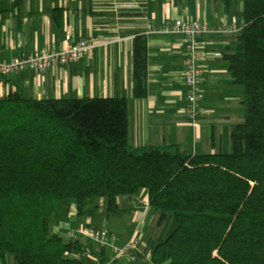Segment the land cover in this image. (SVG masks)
Returning a JSON list of instances; mask_svg holds the SVG:
<instances>
[{
  "label": "trees",
  "instance_id": "1",
  "mask_svg": "<svg viewBox=\"0 0 264 264\" xmlns=\"http://www.w3.org/2000/svg\"><path fill=\"white\" fill-rule=\"evenodd\" d=\"M241 15L238 45L226 57L245 86L246 116L232 129L230 151L132 145L126 96H0V254L16 264H93L79 238L51 232L57 205L73 199L83 213L106 196L115 211L119 195L146 187L160 223L171 215L178 223L155 256L264 264V0H243ZM148 58V37L138 35L135 74L144 92Z\"/></svg>",
  "mask_w": 264,
  "mask_h": 264
},
{
  "label": "crops",
  "instance_id": "2",
  "mask_svg": "<svg viewBox=\"0 0 264 264\" xmlns=\"http://www.w3.org/2000/svg\"><path fill=\"white\" fill-rule=\"evenodd\" d=\"M243 0H0V60L38 53L57 43L64 47L84 37H99L92 58L85 56L46 70L24 69L0 77V96L11 91L38 98L63 96H126L129 99V133L134 146L178 144L193 153L230 151L232 129L246 116L245 86L234 80L227 53L238 45L244 26ZM175 18L206 21L214 27L236 22L235 31H212L203 35V92L201 123L188 118L185 83L187 35L146 34L152 20L165 23ZM148 37L146 91L138 89L135 74V43ZM118 208L108 210L106 196L97 197L79 213L73 199L61 201L51 222V232L70 237L81 227L101 228L108 224L116 233L114 243L123 246L139 232L142 250L118 254L113 245L99 244L84 235L86 260L93 264H171L155 256L157 242L171 232L169 216L160 223V211L150 204L149 191L121 194ZM75 256V253H69ZM105 259V262H103ZM0 264H16L11 254H0Z\"/></svg>",
  "mask_w": 264,
  "mask_h": 264
},
{
  "label": "built area",
  "instance_id": "3",
  "mask_svg": "<svg viewBox=\"0 0 264 264\" xmlns=\"http://www.w3.org/2000/svg\"><path fill=\"white\" fill-rule=\"evenodd\" d=\"M240 27L236 22L223 23L214 27L206 21H189L184 18H175L165 23H157L150 20L147 23L146 34L152 33H184L187 35V55L185 57V83L188 87L186 111L191 123L195 126L201 123L200 99L203 92V75L201 60L203 58V35L212 31H235ZM103 41L96 36L84 37L75 43L70 41L64 47L57 43L42 49L38 53H30L22 56L12 57L10 60H0V77L12 74L24 69L35 68L46 70L58 64L69 63L83 56L92 58L96 47ZM87 235L96 240L99 244L113 245L118 254L131 252L132 258H136L142 250V236L136 232L131 239L123 246L114 243L116 233L108 224L101 228L81 227L72 230L70 236L79 238ZM80 239V238H79ZM145 264H156L152 258L147 259Z\"/></svg>",
  "mask_w": 264,
  "mask_h": 264
},
{
  "label": "rangeland",
  "instance_id": "4",
  "mask_svg": "<svg viewBox=\"0 0 264 264\" xmlns=\"http://www.w3.org/2000/svg\"><path fill=\"white\" fill-rule=\"evenodd\" d=\"M170 217H171L172 220H171V222H169V224H168L169 226L168 227H169V230L171 232L172 230H174V228L176 227V225L178 223H177V220H176L174 215H171Z\"/></svg>",
  "mask_w": 264,
  "mask_h": 264
}]
</instances>
